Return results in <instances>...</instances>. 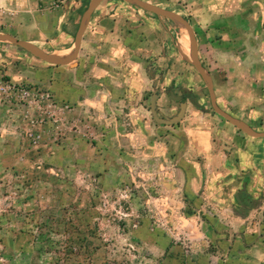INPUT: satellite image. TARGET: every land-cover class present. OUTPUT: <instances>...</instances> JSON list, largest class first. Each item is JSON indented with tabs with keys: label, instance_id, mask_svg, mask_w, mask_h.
<instances>
[{
	"label": "rangeland",
	"instance_id": "rangeland-1",
	"mask_svg": "<svg viewBox=\"0 0 264 264\" xmlns=\"http://www.w3.org/2000/svg\"><path fill=\"white\" fill-rule=\"evenodd\" d=\"M91 1L0 0V34L69 57ZM144 1L190 21L218 105L264 132V0ZM104 3L99 9L114 16L106 23L120 25L131 50L145 40L157 47L139 60L144 91L128 97L125 81L84 67V52L55 66L15 46L25 59L14 69L35 73L28 82H12L8 63L0 65V264H218L207 189L189 193L183 172L192 169L188 159L200 160L192 134L209 126L252 137L213 110L187 36V51L180 49L183 26L127 0ZM143 21L153 22L146 35L128 37ZM155 96L163 119L178 116L177 97L187 99L184 120L156 124Z\"/></svg>",
	"mask_w": 264,
	"mask_h": 264
},
{
	"label": "crops",
	"instance_id": "crops-1",
	"mask_svg": "<svg viewBox=\"0 0 264 264\" xmlns=\"http://www.w3.org/2000/svg\"><path fill=\"white\" fill-rule=\"evenodd\" d=\"M103 3L101 6H104ZM99 8L86 27L79 58L84 52L86 56H83V61L86 69L90 71L92 68V72L98 67L100 73H108L119 81H125L126 85H123L122 93L128 94V97L136 90L139 93L144 91L147 75L139 60L144 61L146 57L155 56L156 45L153 44L152 47V43L145 40L131 50L123 43L125 36L119 33L120 25L106 23L111 21L106 17L114 16L110 15L109 11ZM70 19L72 23L74 22L73 28L78 20L75 19L74 14H71L68 21ZM117 23L120 21L118 20ZM152 24V21H143L140 27L133 28L136 31L129 33L128 37L135 39L142 33L146 35L144 29L153 27ZM115 27L118 30H114ZM66 34L67 37H71V28ZM186 36L182 34L179 40L180 49L185 52L187 51ZM183 44L185 49L182 47ZM198 49L200 56L199 43ZM94 51L95 56L98 55L100 58H96L98 64L92 63ZM19 53L15 46L4 45L0 49V63H2L0 65L4 67L9 65L12 82L20 80L28 82L29 78L36 79L34 71L24 68L17 73L14 69V64L25 59ZM131 55L138 61L132 65L121 61L124 56ZM141 56L145 58L141 59ZM152 60L153 67L156 68V58ZM5 63L8 65H3ZM203 66L206 70L204 64ZM235 116L244 119L241 114ZM207 127L204 132H193L194 148L200 160L188 159L192 169L183 172L188 178L189 193L197 194L201 187L207 189V198L212 208L210 211L206 210L208 214L206 224L211 227L213 233L210 239L213 243L218 242V252L215 254L219 258L217 263L264 264V139L245 137L228 127H224L222 131ZM220 133L226 137L224 142H222L223 138L217 136Z\"/></svg>",
	"mask_w": 264,
	"mask_h": 264
},
{
	"label": "water",
	"instance_id": "water-1",
	"mask_svg": "<svg viewBox=\"0 0 264 264\" xmlns=\"http://www.w3.org/2000/svg\"><path fill=\"white\" fill-rule=\"evenodd\" d=\"M107 0H92L91 3L89 4L87 10L82 16L78 31L75 36V46H74V51L73 54L69 57H61L59 55H54V54H48L44 52L43 50L33 46L32 44L25 42L23 40H20L12 35L9 34H0V43H10L27 53L31 54L33 57L46 62L48 64H52L55 66H68L76 62V60L79 58V54L81 51L82 47V42L83 38L85 35L86 27L91 19V17L94 15L95 11L101 6L103 2ZM133 4H135L137 7L140 9L144 10L147 13L153 14L159 18H164V19H169L173 20L177 23H179L181 26L184 27L186 30L189 39H190V45H191V64L194 66V68L197 70L203 81L205 82L208 92H209V97L210 101L212 104L213 110L222 118H224L228 123H230L232 126L238 128L240 131L244 132L248 136L252 138H260L264 139V132H259L255 130L251 125L248 123L230 115L227 113L225 110H223L219 105L217 101V95L215 92V87L214 83L212 80V77L210 74L205 70L200 56H199V49H198V40L196 33L188 21L184 16L177 14L175 12L169 11V10H164L160 9L157 7L152 6L150 3L144 1V0H127ZM158 98V96H155L153 98V103H152V115L153 118L156 122V124L161 125V126H167V127H173L181 123L185 116L186 112L188 109V104L183 103L181 105L180 112L178 116L171 118V119H163L160 118L155 100ZM182 100L181 97H177L176 101L180 102ZM189 101L198 109L203 110V108L196 102L195 98L193 96L189 97Z\"/></svg>",
	"mask_w": 264,
	"mask_h": 264
},
{
	"label": "bare ground",
	"instance_id": "bare-ground-1",
	"mask_svg": "<svg viewBox=\"0 0 264 264\" xmlns=\"http://www.w3.org/2000/svg\"><path fill=\"white\" fill-rule=\"evenodd\" d=\"M186 32V31H185ZM184 32V33H185ZM186 35H187V37H188V40H189V47H190V39H189V36H188V34L187 33H185ZM182 47L185 49V46H184V44L182 45Z\"/></svg>",
	"mask_w": 264,
	"mask_h": 264
},
{
	"label": "flooded vegetation",
	"instance_id": "flooded-vegetation-1",
	"mask_svg": "<svg viewBox=\"0 0 264 264\" xmlns=\"http://www.w3.org/2000/svg\"><path fill=\"white\" fill-rule=\"evenodd\" d=\"M188 99H189V97H188ZM186 100H187V99L183 98V100H182V101H180L179 103H180V104H182V103H185V102H186Z\"/></svg>",
	"mask_w": 264,
	"mask_h": 264
}]
</instances>
